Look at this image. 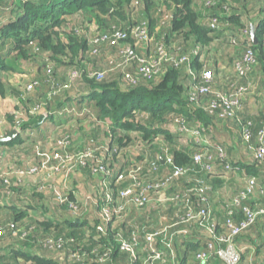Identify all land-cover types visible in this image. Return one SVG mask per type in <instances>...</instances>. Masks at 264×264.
Masks as SVG:
<instances>
[{
  "label": "trees",
  "instance_id": "1",
  "mask_svg": "<svg viewBox=\"0 0 264 264\" xmlns=\"http://www.w3.org/2000/svg\"><path fill=\"white\" fill-rule=\"evenodd\" d=\"M263 14L264 0H0V99L13 98L7 111L0 110V136L18 130L14 139L0 142V244L9 243L0 245V264H150L145 236L165 227L174 252L158 235L154 245L165 262L156 264H198L197 253L208 251L209 233L198 220H183L188 210L204 209L218 236L229 233V217L237 225L243 222L236 197L252 177L264 189V160L254 151L264 130ZM86 21L96 24L92 34ZM142 22L153 38L148 44L131 33ZM113 29L127 33L118 46L95 41ZM125 47L150 58H159L163 48L168 57L151 78L137 75L135 60L103 79L90 76L107 70L111 59L122 61L118 50ZM249 51L254 61L247 64ZM183 56L188 59L179 62ZM60 67L65 71L58 77ZM73 71L80 76L70 81ZM209 71L212 78L206 80ZM17 72L26 74L23 81L3 79V73ZM33 81L35 88L27 90ZM223 97L238 100L233 114L223 115ZM44 111L54 126L45 131L43 123L36 126ZM181 125L203 128L205 139L230 136L234 145L188 142ZM220 150L224 158L217 157ZM55 152L77 156L62 171L63 183L53 180L41 189L42 179L13 173L57 164ZM197 153L216 157L212 171L195 163ZM81 154L88 155L82 160ZM229 160L232 169L225 168ZM179 168L186 172L176 176ZM142 197L147 201L140 205ZM242 205L257 219L234 237L240 262L246 255L240 240L264 218L259 212L264 194L254 191ZM134 233L136 258L121 247ZM207 255L206 264H227Z\"/></svg>",
  "mask_w": 264,
  "mask_h": 264
},
{
  "label": "built area",
  "instance_id": "2",
  "mask_svg": "<svg viewBox=\"0 0 264 264\" xmlns=\"http://www.w3.org/2000/svg\"><path fill=\"white\" fill-rule=\"evenodd\" d=\"M209 3L210 2H208V4ZM211 25H212V27H216L217 26V19L213 20ZM131 33L137 38V40L141 44H148L149 42H151L153 40L152 36H150V34L148 33L147 26H146L145 22H142L141 24L133 27L131 30ZM126 37H127V33L125 31H122L119 29H113V30H110L107 32H103V35H101L99 38H96L95 41L96 42H100V41L105 42L106 41L113 46H115V45L118 46V44L120 43L119 41L121 39L126 38ZM95 52H98V50H95ZM118 52H119V56L122 57V59H123L122 61H117L116 59H111L109 61V64H108L109 67L107 70L100 71V72L92 71V72H90V76L91 77L97 76L98 79H103L104 75L106 73H108L109 70H111V69L116 70L117 68H119L121 70V68H125V66L128 62L135 60L138 64V70H139L137 75H142L145 78H151L153 75H155L158 72V67H159L161 59L168 57L167 52L163 48L160 49L158 52L159 58H150V57L143 56V55L139 54L138 52H136L131 47H125V48L119 49ZM194 53H198V51L195 50ZM187 59H188L187 56H183L182 58H180L179 62H183ZM253 61H254L253 52L249 51L244 58V62L247 64H250ZM238 68L241 72H243V68L240 65H238ZM48 71L50 72L51 69H48ZM79 76H80L79 71H73L71 76H70V81L74 80L75 78H78ZM125 76L128 79L135 81V76L133 75L132 72L126 71ZM211 78H212V74L209 71L205 74V79L210 80ZM37 83H38L37 81H33V83L31 82L27 86V90H29V91L33 90L35 88V84H37ZM68 87H70V84H65V88H68ZM198 88L201 90V92L209 90L205 86H197V89ZM223 98L226 101V102H223L224 106H225L223 115H226L228 113L233 114L234 111H236V109L239 108V106H240V105L238 106V100L235 99V100L231 101L225 97H223ZM36 112H38V111H33V113H36ZM42 114L46 115L48 113L44 111V112H41V115ZM202 129L203 128L188 129L185 125H181L180 127H178V130L181 133L191 131L194 142L203 144L204 143V140H203L204 136L202 135V132H201ZM244 136H245L246 140L250 139V133L247 130H245ZM258 139H259L260 145H258V148L254 150L255 155L257 156L258 159L264 160V130L260 131ZM59 144L62 147H66V145H68L69 143L66 139L61 138L59 140ZM212 147H217V144H213ZM53 155H54L55 160H59V162L57 164H54L52 166H48L47 163H45L44 165L33 167V168H30L29 170H16V172H13V173H17V174L23 175V176L24 175H36V174H39V172L41 170H49V168L51 170H53V169H56L57 166H60L59 172L62 173V171L64 169H69V165L71 164V162H73V160H75L77 158V156L71 155V154L67 155L66 158H63L62 154H60L59 152H55ZM86 155H88V154H81V156H79V159L83 160V158ZM218 156L224 158V156H225L224 151L220 150L218 152L217 157ZM69 158H72L71 161L67 164H63V162L69 160ZM213 159H216V157H213L212 155H208V157L207 156L204 157V154H202V153H197V154H195V157H194L195 163L198 164L199 166H201L202 168H204L206 171H212L213 170V166L211 164V161ZM226 168L232 169L230 162L226 163ZM17 171H20V172H17ZM185 172H186V170L179 168L175 171V175L179 176L180 174H184ZM66 176L67 175H65V177ZM53 180L57 181L55 178H52V177H49L47 179L43 178L42 183H41V189H47L48 183L53 181ZM200 191L203 194L204 188L201 187ZM254 191H256L257 194H264V189L259 187V186H256L255 185V178L252 177V178L248 179V184H247L246 190L239 193V195L236 197V200H235L236 204H241L242 211L245 215V220L237 225L233 222L231 217H229L225 222V224L229 230V233L226 236H223L221 234H219L220 236L216 235L214 224L212 221H211V223H209V221L207 220L206 213H205L204 209H201L200 211L188 210V212L186 213V215L183 218V220H185V221H191V220H195V221L198 220L199 221L200 225L203 226L209 233V235L206 236V238H209V240L206 243V248H208V251L211 252L212 255H215L216 257L220 258L222 261H224L227 264H239L240 257H241V251L237 250L235 248L234 237L237 234H239L242 230L250 227L251 225L255 224V222H256L257 213L254 210H252L250 207L242 205V201L244 200V198L249 196L250 194L253 195ZM56 195H58V199L60 201H63L62 194L60 193V191L56 190ZM124 195H127V194L124 193ZM161 199H165L164 196H161ZM200 199L203 200L205 198L201 197ZM137 201H138V204L143 205L147 201V198L142 197L141 199H137ZM259 212L263 213L264 210L261 209ZM103 217L104 218L109 217L108 209L103 210ZM167 232H168V228L165 227L162 230H160L154 234L153 233L146 234L145 242L148 244V247L151 251V255L149 256L150 257V264H156L157 261H160L162 263L165 262L164 252L157 249L156 246L154 245L156 237L158 235H164L162 242L165 244L167 249H170L172 251V253L174 252L172 239L170 241H168L166 238ZM186 232H187L186 230L183 231V233H186ZM1 234H2V227L0 226V235ZM222 244H225V246H222ZM137 245H138V236L136 233L133 234L131 242H126L125 240H122V243H121V247L123 249L130 250L132 252L134 258H136L137 255L134 254L133 247H135ZM208 251L204 250V251H200L197 253L196 260L198 261V263L206 264L208 262V258H209V255H207V253H209ZM173 257H175V255H173L172 258ZM145 262H146V260H144V263ZM192 264H197V263H192Z\"/></svg>",
  "mask_w": 264,
  "mask_h": 264
},
{
  "label": "crops",
  "instance_id": "3",
  "mask_svg": "<svg viewBox=\"0 0 264 264\" xmlns=\"http://www.w3.org/2000/svg\"><path fill=\"white\" fill-rule=\"evenodd\" d=\"M260 16H262V15H260ZM0 102H2V101H0ZM256 106L259 107L260 104H258ZM46 118H47V114H46V117H45L44 121L42 122L43 125L40 127L41 129H44V131L47 129L48 126L50 128L51 127H54L51 121H45ZM72 123L73 122H69L68 124L71 125ZM185 134L188 135V136H190L192 138L193 142H194V139H193V136H192V132L191 131L185 132ZM224 137H226V136H224ZM217 141H221V140L218 139ZM217 141L210 140V139H207V138L205 139L204 138V143L203 144H208V146L210 148H216V147H212V145L213 144H217V146H218V142ZM221 142H224V141H221ZM225 168H226V165H225ZM242 173L245 174L244 172H242ZM57 177L60 178L59 180L57 179V181L59 183H63V179L65 178V175H63L62 173H60V174L57 175ZM230 181H232V180H230ZM16 205L19 206L20 205V202L17 201ZM217 206L219 207L220 204H218ZM218 207H216V209ZM254 227H255V231H252V232L250 231V233L246 234V235H249V237L246 238V239H241L240 242H239V247L241 248L242 252H244L246 254L245 257L243 258V260L240 262V264H264V218H261L260 219V222H258L257 225L254 226ZM0 245H2V247L5 248L6 246L9 245V243L8 242H4V243H2ZM213 262H215V261H213ZM201 264H204V263H201ZM208 264H211V262H209Z\"/></svg>",
  "mask_w": 264,
  "mask_h": 264
},
{
  "label": "rangeland",
  "instance_id": "4",
  "mask_svg": "<svg viewBox=\"0 0 264 264\" xmlns=\"http://www.w3.org/2000/svg\"><path fill=\"white\" fill-rule=\"evenodd\" d=\"M136 13V11L134 12V14ZM248 23H249V20H246V24L248 25ZM89 24H90V28H91V30L89 29V34H92L93 32H95L96 30V24H94V23H90V22H88V21H86V23L84 24V26H86V27H88L89 26ZM89 28V27H88ZM92 31V32H91ZM65 71V68H63V67H60L57 71H56V74H57V76L58 77H61L62 76V74H63V72ZM25 73L23 72V73H19V72H17L16 74L15 73H13V75L12 74H10L9 73V75H5V73H3V75H2V73H1V75L3 76V79H6V80H12V82H15V83H17L16 81L17 80H19V79H22V75H24ZM17 79V80H16ZM22 81H23V79H22ZM0 101H2V102H0V109L3 111V112H5V111H7V108H9L8 107V104L9 103H11V101H13V98H11V97H8V98H5V100H1L0 99ZM6 101V102H5ZM177 130V128H176V126L174 125V128H173V130ZM1 135H3V134H1ZM181 137H182V135H181ZM183 137L186 139V141H188V142H193V140H192V138L190 137V136H188V135H183ZM219 137V140H221V141H224V143L227 145V146H231V147H233V139L229 136V137H224V136H218ZM214 141H217V140H214ZM218 142V141H217ZM233 144V145H232ZM71 159L72 158H69V160H67V161H65V162H63V164H67V163H69L70 161H71ZM229 162L233 165V163H232V160H229ZM59 168H60V166H57L56 167V169H53V170H51L50 168H49V170H41L40 172H39V174H36V175H32V176H34V177H37L38 179H43V178H49V177H52V178H55L56 180L58 179H60L59 177H57V175L58 174H60V172H59ZM231 172H233V174H235V175H237L236 174V172L235 171H231ZM237 176H239V177H242V176H244V174H242V175H237ZM243 181H244V178L242 179ZM261 180V179H260ZM262 182H264L263 180H261L260 181V183H262ZM155 206H157V204H154ZM165 221H166V219H165Z\"/></svg>",
  "mask_w": 264,
  "mask_h": 264
},
{
  "label": "water",
  "instance_id": "5",
  "mask_svg": "<svg viewBox=\"0 0 264 264\" xmlns=\"http://www.w3.org/2000/svg\"><path fill=\"white\" fill-rule=\"evenodd\" d=\"M255 28H256L255 25L252 24L251 29H250V33H251V36L254 40L256 39L255 38ZM45 117H46V115L42 114L40 116L36 126L40 125L44 121ZM17 135H18V130L12 129L7 134L0 136V142H8L9 140L14 139Z\"/></svg>",
  "mask_w": 264,
  "mask_h": 264
},
{
  "label": "clouds",
  "instance_id": "6",
  "mask_svg": "<svg viewBox=\"0 0 264 264\" xmlns=\"http://www.w3.org/2000/svg\"><path fill=\"white\" fill-rule=\"evenodd\" d=\"M51 113H49V115H50ZM47 116H48V114H47ZM5 135V134H4ZM2 136V135H1Z\"/></svg>",
  "mask_w": 264,
  "mask_h": 264
}]
</instances>
